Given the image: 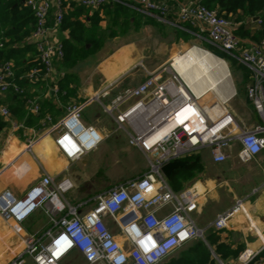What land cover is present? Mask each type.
<instances>
[{
  "label": "built area",
  "instance_id": "2783aa9c",
  "mask_svg": "<svg viewBox=\"0 0 264 264\" xmlns=\"http://www.w3.org/2000/svg\"><path fill=\"white\" fill-rule=\"evenodd\" d=\"M21 1L35 18V26L24 43L34 46L41 64V68L36 66L30 70L28 78L32 82L42 79L54 91L55 83L65 76L58 68L64 56L62 24L66 14L78 6L92 12L108 4L128 7L144 17L156 18L193 34L195 43L151 70L140 63L146 76L137 85L121 87L124 73L106 81L86 100L68 104L64 115L50 128L58 132L56 144L67 159L78 160L104 139L96 126L82 119L84 107L96 101L118 128L127 131L131 144L148 161L149 170L126 185L98 195L85 213L79 212L78 205L67 199L65 194L74 187L67 177L56 180L44 172L22 195L8 189L1 191L0 220L17 238L18 245L15 252L6 250L1 255L4 259L0 264H25L27 257L35 264H61L73 251L83 255L85 264H163L194 240L206 242L207 235L192 214L204 191L195 186L173 190L162 167L203 149L215 164L221 165L236 140L241 145V156L246 159L264 150V39L246 46L237 35L239 23L232 16L208 8L202 0ZM250 21L261 23L259 18ZM17 45L8 37L0 38V48ZM192 49L205 52L226 67L229 80L220 86V92L213 86L194 89L178 69L177 59L185 61ZM232 60L252 73L247 98L262 119V123L252 127L240 123L230 106L235 95L231 87ZM14 76L13 59L3 60L0 63V117L9 120L12 129L17 130L25 126L14 119L3 101L11 90L24 91ZM28 104L30 112L40 111L37 99H30ZM186 111L190 112L189 120L170 127ZM44 121L51 122V117L47 115ZM34 143V138H29L26 150L33 152ZM242 204V199H238L234 211L241 209ZM167 206L172 208L160 214ZM38 210L48 216V227L43 232L22 236L21 224ZM231 214L218 215L213 228L216 231L226 228ZM107 215L114 223V230L106 222ZM259 253L245 250L239 256L240 264L254 262Z\"/></svg>",
  "mask_w": 264,
  "mask_h": 264
},
{
  "label": "crops",
  "instance_id": "0c3cea01",
  "mask_svg": "<svg viewBox=\"0 0 264 264\" xmlns=\"http://www.w3.org/2000/svg\"><path fill=\"white\" fill-rule=\"evenodd\" d=\"M251 18L257 19L259 17H250L245 22L246 27L254 31L261 23L252 22L250 21ZM67 34L68 32L65 31V37L68 36ZM241 38L244 40L246 46L251 42H257L247 36ZM178 40L188 43L187 45L180 43L179 49L173 48L167 57L163 61L157 62L154 67L146 66L143 60L134 62L131 67H123L120 66V63L114 62L115 68L113 67L111 69L112 71L102 70V75L97 79V82L92 80L81 81L75 78L76 80L73 85L77 91L75 96L67 104L62 103L60 100L58 86L59 81L66 76L67 69L63 68L59 62L58 68L65 72V76L55 83L57 88L55 91L44 80L41 83L30 80L36 85L33 86L32 97L27 100V115H40V111L35 114L29 111L28 101L30 99H37L41 107L43 100L51 98L52 104L59 108L60 113H45L40 122L42 127L38 128L35 122L26 125L24 121H19V118L11 111L14 119L22 122L25 126L17 130L12 129V124L9 120L0 117V192L8 189L16 195H22L32 184L41 178L44 172H47L56 180L67 177L73 181L74 187L68 191L72 192L71 198L73 200L69 197L67 199L78 205L79 212L85 213L94 205L95 198L98 195L106 193L108 190L121 184L126 185L130 181L144 175L149 170V163L142 151L137 146L131 144L130 137L125 129L111 126L107 117L101 115L99 112L94 117L87 118L85 116L83 121L86 124L96 126L97 130L104 136V139L97 148L88 152L78 160L71 161L66 158L56 144L55 139L58 132L50 131V128L64 115L70 102H82L86 100L99 90L106 81L115 79L124 73L126 75L120 84L121 87L137 85L146 76V71L140 63L145 68L151 70L167 61L173 54L184 51L195 43L194 38L189 41H185L183 38H178ZM15 43H18V45L8 46L6 48H16L25 45L24 41ZM192 51L197 52L195 49H192ZM30 54L31 52L29 51L27 55L29 56ZM13 61L15 64L14 59ZM138 65L143 70L139 76L133 72V69ZM244 70L250 73L248 79L245 77ZM231 72L233 77L231 87L235 91V95L230 100V106L236 119L247 127L262 123L261 117L247 98V86L252 82L251 70L237 64V62L236 64L232 62ZM182 74L185 77V73ZM185 78L188 79L189 77L186 76ZM214 78L216 81L213 84L216 85V89L220 92L222 83L218 82L216 77ZM214 78H211V80ZM226 80H229L228 77ZM200 81L199 78L195 79L192 87L196 88V86L201 85ZM95 83L96 85H94ZM10 92L16 94L12 90ZM9 93L3 100L8 107ZM237 101H239L240 107H236ZM91 104L85 106L83 111ZM47 115L51 117V122L47 123L44 121ZM29 138H34L35 140L33 152L26 150L27 140ZM199 151L202 153L201 164L203 166L202 169H206L205 174H208L213 168L218 172L214 175L204 176L203 179L194 180L192 185H190V182H184L181 190L195 186L200 192L204 191L203 199L197 209L192 213L196 223L208 235L211 231L215 230L213 228V222L217 216L228 208L234 207L238 199H242V208L233 211L228 219V226L218 232L233 247L242 245L244 249L240 254L245 250L260 252L254 262L264 264L263 257H259L264 250V150L256 157L246 159L241 156L240 143L237 140L233 141L228 157L222 165L215 164L208 151L204 149ZM171 208V206L163 208L160 214L165 213L166 210H170ZM42 221L44 222L41 223ZM48 221V216L42 210L36 211L29 219L21 224V235L26 236L28 233L43 232L49 225ZM106 222L114 230L115 226L109 215L106 216ZM9 233L10 231L0 220V250H4L2 248L3 241V245L9 241ZM117 238L123 244H126V240L123 237L118 235ZM15 240L18 241L17 238ZM180 252L181 250L173 257L178 256ZM240 254L238 257L219 260L221 262L224 261V264H240ZM1 255L0 253V262L4 259ZM29 259L30 264H35L31 258ZM254 262L252 263L254 264ZM61 264H85V259L80 252L73 251L61 260ZM218 264L220 263L218 262Z\"/></svg>",
  "mask_w": 264,
  "mask_h": 264
},
{
  "label": "trees",
  "instance_id": "16d2710c",
  "mask_svg": "<svg viewBox=\"0 0 264 264\" xmlns=\"http://www.w3.org/2000/svg\"><path fill=\"white\" fill-rule=\"evenodd\" d=\"M202 3L208 8L217 10L221 15L232 16L236 22L240 23L237 29L238 36H247L257 42L264 39V0H202ZM257 16L261 20V25L251 31L246 27L245 22L248 18ZM103 24H107V27H103ZM143 24L168 26L173 29L177 39L183 38L185 41H189L194 38L187 31L172 27L153 17H144L128 7L116 4L105 5L93 12L83 6H78L73 11H69L62 24V30L67 31L68 36L63 38L64 56L59 62L63 68L67 69L66 76L58 84L62 103L67 104L77 91L73 85L76 80V75L72 71L73 68L95 55L107 39L117 35L131 36L133 31L137 33ZM34 26L35 18L32 10L26 7L21 0H0V38L8 37L10 42L25 41ZM136 38L138 37H133L132 40ZM29 51L31 54L28 56ZM10 58L15 60L14 81L24 91L16 94L9 93V108L19 118V121H24L26 125L35 122L40 128L42 127L40 122L45 113L55 112L59 114L60 112L59 108L53 105L51 98H49L41 102L39 116L27 115V100L32 97L33 86L36 85L29 80L28 73L33 67L41 68L36 50L32 44L27 43L16 48H0V63ZM232 62L236 64L235 60ZM244 71L245 77L248 79L250 73L247 70ZM41 82L43 80L40 79L37 83ZM201 155V151H195L184 157L187 163L174 170L168 180L173 190H181L184 182L192 179L195 173L202 170ZM206 239V242L201 239L194 240L178 256L172 257L163 264H218L216 257L222 260L238 257L244 249L242 245L233 247L216 230L211 231ZM260 255L259 257L264 259V250Z\"/></svg>",
  "mask_w": 264,
  "mask_h": 264
},
{
  "label": "rangeland",
  "instance_id": "374dc122",
  "mask_svg": "<svg viewBox=\"0 0 264 264\" xmlns=\"http://www.w3.org/2000/svg\"><path fill=\"white\" fill-rule=\"evenodd\" d=\"M103 25V27H107V24ZM131 36L123 37L121 35H117L107 39L102 48L95 55L88 58V60L81 62L72 69L76 78L81 81L92 80L97 82V79L102 75L101 71L111 70L113 67L115 68L116 62L120 63V66L123 67H131L134 62L143 60L146 66L154 67L157 62L163 61L173 48L179 49L180 43L184 45H187L188 43L181 42V40L175 38L173 29L164 25L143 24L138 32L135 33V31H133ZM133 37L138 38H136L137 40H132ZM193 54V60L190 61V65L186 67L184 66L185 64L182 65V62L177 59L178 64L176 63V65L182 73H185V77L188 76L189 78H193L194 81L199 78L202 83L200 81L201 85L198 86L202 89L208 86L216 88V85L213 84V82L216 81L214 77H216L218 82H223L222 84L227 82L226 78L228 77V74L226 67L222 64V62L211 57L205 52H199V54L198 52H193ZM133 72L135 75H141L143 72L142 67L138 65L135 69H133ZM211 78L214 79L211 80ZM94 85H96V83ZM239 104V101H237L236 107H240ZM98 112L107 117L111 126H116L114 120L104 112L103 108L96 101L83 111L84 116L82 115V119H84L85 116L87 118L94 117ZM205 170L206 169L204 168V170L202 169L201 171L195 173L192 180L187 181V183L190 182V185H192L194 180L203 179L204 176L214 175L218 172L213 168L208 174H205ZM65 195L66 197L72 199V192H68ZM43 222L44 221L41 223ZM8 238L9 241L5 245H3V241L2 248H4V250H0L1 254H3L6 250H11V252H15L17 250L16 248L18 242H16V237H14L12 232L9 233ZM29 258L30 257L25 258V264H30Z\"/></svg>",
  "mask_w": 264,
  "mask_h": 264
},
{
  "label": "water",
  "instance_id": "95a60500",
  "mask_svg": "<svg viewBox=\"0 0 264 264\" xmlns=\"http://www.w3.org/2000/svg\"><path fill=\"white\" fill-rule=\"evenodd\" d=\"M186 163H187V161L183 160V159L173 160V161L168 162L165 165H163L162 172L169 179L174 170H176L179 167H183ZM233 211H234V207H230L227 210H225L222 214H223V216L227 217Z\"/></svg>",
  "mask_w": 264,
  "mask_h": 264
},
{
  "label": "bare ground",
  "instance_id": "6f19581e",
  "mask_svg": "<svg viewBox=\"0 0 264 264\" xmlns=\"http://www.w3.org/2000/svg\"><path fill=\"white\" fill-rule=\"evenodd\" d=\"M198 54H199V52H198ZM193 57H194V54H193V52L192 51H190V54H189V57L185 60V61H182L181 59H179L180 60V62H182V65L183 64H185L184 66L186 67V66H188V65H190V61H192L193 60ZM184 62V63H183ZM193 81H194V79L193 78H188L187 79V82L192 86L193 85ZM194 89H200V86H196V88H194ZM190 116V112L189 111H186V112H184V113H181V115L179 116V117H177L171 124H170V127H172V126H175V125H178V124H180V125H182V124H184V122H186L187 120H189V117Z\"/></svg>",
  "mask_w": 264,
  "mask_h": 264
}]
</instances>
